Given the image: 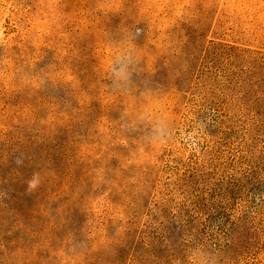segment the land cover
<instances>
[{
	"label": "rangeland",
	"instance_id": "rangeland-1",
	"mask_svg": "<svg viewBox=\"0 0 264 264\" xmlns=\"http://www.w3.org/2000/svg\"><path fill=\"white\" fill-rule=\"evenodd\" d=\"M0 264H264V0H0Z\"/></svg>",
	"mask_w": 264,
	"mask_h": 264
}]
</instances>
